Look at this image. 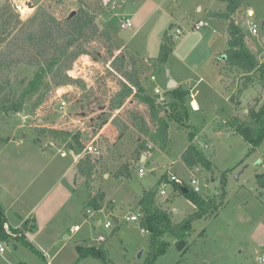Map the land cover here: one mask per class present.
I'll use <instances>...</instances> for the list:
<instances>
[{"label": "rangeland", "instance_id": "obj_1", "mask_svg": "<svg viewBox=\"0 0 264 264\" xmlns=\"http://www.w3.org/2000/svg\"><path fill=\"white\" fill-rule=\"evenodd\" d=\"M80 1L81 3L77 2L75 14L80 8L94 12L95 16L103 13L106 23L113 28L109 29L108 27L106 29L107 34L110 33L106 37L109 40L97 37L85 45L89 53L86 55L87 58L80 56L72 64L71 69L67 71V75L75 79L76 84L55 88L51 84L52 78L47 77L46 82L50 84L49 92L37 111L32 109L36 100L35 96L25 103L19 114H0V135L7 138L6 141L10 138L9 135L13 133V129H11L13 126L18 125L24 131L31 130L25 135L23 146L17 147L15 145L17 143H14L2 148V152H0V189L1 186L11 180L18 181L16 176L18 170L28 163L24 161L28 159L24 154L14 156L17 148H27L30 139L28 135L35 134L38 140L39 137H44L47 142L54 143L59 149L64 147L63 143L51 138L46 130L47 127H41L42 124L58 129H70L72 132L79 131L83 134L95 135L100 127L111 123L112 126L117 127L122 132L124 128H127L124 116L129 113L128 110L123 109V105L129 100L137 101L136 92L138 88L145 90L147 95L153 96L152 91L155 87H158L161 92L167 90V76L174 75V79L177 81L185 79L189 87L201 79L202 81L197 87L196 100L204 109V122L201 119L200 123L202 132L198 131L199 127H188L185 124L179 126L175 122H169L168 128L170 126L174 128V135L188 130L198 131V145H194L210 162L211 170L207 171L201 167H198L199 170L196 168L190 170L175 155L174 167L170 173L181 179L186 186L189 185L191 178H196L200 194L204 198L212 199L219 196L224 189L226 193L224 206L218 209L216 216L194 220L191 223V235L187 240V246L183 248L186 250L183 255L176 247V240L165 237L166 251L164 255L158 258V263L262 264L259 259L261 255H264V187L258 184L257 176L264 174V138L258 147L249 154L252 149L251 145L228 130L224 124L233 109L241 118H245V110L252 106L251 103L248 104V100L252 95H255L256 90L251 87L240 93L237 92V88L242 87V82L243 84L246 83V78H239L236 72L233 74L226 72V80H224L225 84L229 86L238 84L239 87L233 86L235 91L232 88L224 89L223 85L217 81L216 59L219 56H211V54L216 51L217 53L222 52L227 48V40L225 39L227 36L223 33L225 20L213 19L206 14V11H216L220 0H154L152 3L159 7L160 11L158 10L157 14L146 21L144 25L133 23V27L126 29H121L120 24L125 19H131L132 14L138 12L141 9L140 6L143 7L147 3L139 15L140 21H145L152 10V3L148 0H115L104 5L100 0ZM25 3L28 5L26 0H0V10H5L11 6L14 13L18 14L20 19L24 21L35 12H28L26 15L28 9L26 6L24 7ZM52 5L54 6L53 3ZM17 7H21L20 13L16 12ZM250 9L255 16L253 19H246V12ZM162 11H169L177 17H183L181 19L185 23L182 26L187 32L173 40L172 36H174L176 25L169 24V18ZM47 12L53 14L51 10ZM68 18L70 16H66L60 22ZM231 19L237 24L246 21L248 25L250 22L257 25L258 33L256 36L248 34L249 26L243 28V33L245 44L249 45L256 55L255 58L261 62V55L264 53V30L262 29L264 0H243ZM200 20L206 22L208 26L198 31L189 30L193 24ZM18 28L20 26L11 31L6 42L13 39ZM103 29V27L99 28L100 31ZM115 29L118 37L123 39L131 47L130 49L141 50L150 48L151 45L154 46L157 38L163 39L166 32L168 40L173 44L170 46L171 50L174 47V55L171 58V63L169 62L170 66L167 71L157 73L159 65L152 60L144 61L134 58L132 64L127 51L119 48ZM114 47L119 48V50L114 51ZM8 52L9 50L3 45V54L8 56ZM145 53H149L148 50ZM17 58H21L22 61L15 63ZM8 60L11 63L7 61L6 64L0 65V84L5 94L10 93L11 96H16L32 78L36 68L29 65L27 54L22 55L20 52L15 57H9ZM155 61L157 62V59ZM154 74L155 81H149L148 86L149 77L154 76ZM137 80L140 87L134 85ZM255 82L256 80L253 78L251 83L254 84ZM125 89H131V93L123 99L121 95ZM166 92L168 91H165L163 96ZM236 93L238 96L233 108L228 99ZM1 95L2 93H0ZM239 99L243 103L242 107L236 103ZM62 101L66 103L63 109L59 107ZM161 116L164 118V113H161ZM37 119L40 121L38 122ZM126 120L132 123L133 119ZM149 120L153 126L152 129L156 130L157 126L152 122L150 115ZM137 122L142 121H138L137 117L133 123ZM141 126L146 132L150 130L144 123H141ZM196 129L197 131H195ZM150 134H147L146 137H149ZM99 138L102 137L99 136ZM136 138L137 136L134 135L128 140L123 139V141H119L118 145L109 144L102 138V157L94 160L96 169L93 178H90L91 183L94 181L90 187L93 190L90 189L91 194L100 193V190L104 188L108 193L114 194L115 199L125 200L117 208L119 216L117 218L121 219L128 213L138 214V191L144 185L148 189H152L157 182L155 174L148 165L145 166V174L142 177L137 173L138 156L135 155L134 150L139 147L140 150L148 152L151 150V145L142 137H140V142H137ZM41 142L43 141L41 140ZM84 143L82 146L86 144ZM46 152L42 165L48 164L44 174L49 176L50 187L45 195L46 201L43 203L42 209L53 208L56 221L60 225L57 231H38L36 234H31L30 245L44 256L47 264H103L102 260L80 259L74 247L76 245L75 240L66 239V234H62L71 221L80 222L78 214L75 213L77 203L79 205L77 196L75 195L68 200L66 197L68 189L61 180V177L65 176L63 167L72 159L61 160L55 148H49ZM81 155H83V149ZM85 159L86 156L83 155L81 160ZM258 162L259 164H257ZM126 172H129V175L131 172V176L124 184L116 185L114 190L110 191L108 184L101 185L105 182L103 175H117ZM224 172L226 175L223 188L222 173ZM40 175H37L36 179ZM86 179L85 176L79 175L76 189L80 191L79 194L84 199V213L89 210L93 212V216L88 215L85 218L89 224L87 223L83 227L76 239L86 235L83 233L85 230L88 232L90 227L92 232L91 237L79 246L98 248L103 245L104 250L107 251V260L112 264H143L148 253L149 233L141 232L139 222H121L122 231L112 237L113 229L106 230L98 222L112 220L115 222L114 224H117L118 220L121 219L117 220L112 216V208L106 200L101 203L100 212H94L92 208L86 206L89 201L86 191L88 181ZM187 189L190 190L189 186ZM166 198L169 200L166 201V205L170 207L171 211L174 210V223L176 224L195 211L192 203L180 194L175 185L168 188ZM32 199L31 195L25 197L21 205L25 208L30 207L33 204ZM155 205L162 208L163 204L156 199ZM13 216L11 215L9 221L15 223L16 220L12 218ZM3 231L8 237L5 240L0 239V246L4 250L3 253H0V264H44L38 255L21 239H18L21 236L14 235L13 230H8L5 224ZM108 241L110 244L107 250L106 243ZM139 252H142L140 258H138Z\"/></svg>", "mask_w": 264, "mask_h": 264}, {"label": "trees", "instance_id": "obj_2", "mask_svg": "<svg viewBox=\"0 0 264 264\" xmlns=\"http://www.w3.org/2000/svg\"><path fill=\"white\" fill-rule=\"evenodd\" d=\"M60 1V0H58ZM226 3V10L217 17L226 21V33L228 37L227 49L223 54L224 67L231 73H237L241 78H246V83L242 86L253 84V78L264 88V58L261 62L246 47L244 42L243 24L235 23L231 17L239 9L243 0H221ZM81 3L80 0H77ZM95 13L80 8L73 17L60 22L43 8H37L31 17L22 21L18 14L10 7L0 10V65H4L9 57H15L18 52L28 56L29 65L35 66L32 78L26 83L25 87L18 95L11 96L5 94L0 84V114H18L23 110L26 102L36 96L33 103V110H37L45 100L49 92V85L46 82L47 77L52 78L51 84L55 87H61L76 84V80L67 75L72 64L83 55H89L85 45L92 42L95 38L101 37L109 40L107 30L100 31L95 22ZM17 29L16 35L9 42H6L11 31ZM3 45L9 50L8 56L3 54ZM173 45L168 37H164V43L161 44L157 56V62L165 63L171 54L170 46ZM21 58H17L15 63H20ZM11 63V62H10ZM221 68V69H225ZM253 77V78H252ZM50 78V79H51ZM250 79V80H248ZM252 79V80H251ZM248 81V82H247ZM136 87L140 84L136 82ZM131 93V89L122 91L121 97L124 99ZM189 92L183 87L172 89L164 94L163 100L158 103L157 96H150L145 90L138 88L136 92L137 100L147 106L149 115L156 124V130L148 137V141L162 151H165L168 145V124L175 122L182 126L188 120L187 98ZM230 103L235 104V96L230 97ZM164 113V118L161 116ZM225 126L232 133L240 136L245 142L251 145L252 153L264 138V101L255 98L252 106L248 107L245 118H241L236 113H231ZM54 138L61 140L68 150L75 154H80L83 146L80 143V134H71L63 131L47 130ZM196 132L188 133L189 145L181 156V160L188 169L201 167L207 171L211 170L210 162L195 148L192 141ZM83 165L78 166V171L85 176L88 181L87 196L88 204L94 212L101 209L104 195L102 193L91 194L90 183L95 163L89 158L83 161ZM226 173H222V186L224 188ZM257 182L264 187V174L257 176ZM156 192L154 190L144 192L138 201L139 206V226L142 230L149 233L148 253L143 264H155L157 259L165 254L167 242L165 237H171L176 240L178 251L187 246V240L191 235V223L194 220L203 218H212L216 216L219 208L224 206L226 196L222 189L219 196L214 198H204L200 194L188 190L187 194H182L195 208L193 214L183 219L177 224H173L170 216L161 208L154 204ZM88 217V213H84ZM5 216L0 207V239L5 240L8 236L3 231ZM116 229L114 230V232ZM14 235L19 234L13 230ZM22 242L27 245L36 255L42 259L44 264L47 262L34 247L30 245L23 237ZM76 251L80 259L91 258L102 260L103 264H112L107 260V253L103 245L98 248L76 246Z\"/></svg>", "mask_w": 264, "mask_h": 264}, {"label": "crops", "instance_id": "obj_3", "mask_svg": "<svg viewBox=\"0 0 264 264\" xmlns=\"http://www.w3.org/2000/svg\"><path fill=\"white\" fill-rule=\"evenodd\" d=\"M91 1H96V0H91ZM114 1L115 0H113V2ZM122 1H125V0H122ZM148 1L150 3H152V1H154V0H148ZM26 2L28 3V5L26 3H25L26 5H24L28 9L26 15H28V12L33 13L35 11V9L40 6L43 9H45L46 11H49V12H50V10L53 11V14H52L53 17H55L59 21L64 19L66 16H70L72 12H75L76 7H77V0H60V1H58V0H26ZM49 3H51V4L49 5ZM52 3L54 4V6L52 5ZM146 4L147 3H145V5ZM145 5L143 7L140 6L141 9L138 12H135L134 14H132V18L130 19L132 21V24L138 23L142 26V25H144V23L146 21H148L154 15H156L158 10L160 11L159 7H157L156 5H154V3H152V8H151L152 10L148 14L147 18L145 19V21L144 20L140 21L139 15H140L141 10L144 9ZM161 10H162V8H161ZM199 10H201V9H199ZM225 10H226V3L220 0L218 9L216 11H206V14L208 16L213 17V19H218L217 15L223 14L225 12ZM163 14H165V16H167L169 18L168 19L169 24H173V25L175 24L176 27H179V26L183 27L182 24L185 23V21L183 19H181L183 17H177L176 15H174L173 13H171L169 11H164ZM95 22H96L98 28L103 27L104 28L103 30L108 29V27H109V29H113L111 26H109L106 23V20L104 19L103 13L98 14L96 16ZM132 27H133V25H132ZM114 31H115L116 41H117L118 45L120 46L119 48L127 51L128 56L131 57L130 60L132 61V64L134 63V58L144 60V61L152 60L157 65H159L157 68L158 69L157 73H160L161 71H163V72L167 71V69L170 66L169 62L171 63V61H172L171 58L174 55V47L172 48L171 54L169 55V57L165 61V63L159 64L155 61V59H157V56H158L159 48H160L161 44L164 43V37L166 36V32L164 33L163 39L157 38L154 46L151 45L150 48H147V49L143 48V50H141V49H134V48L130 49L131 47H129V45L123 39L118 37L116 29ZM223 33L225 36H227L226 21H225V26L223 27ZM225 39L228 41V37H225ZM244 42H245V40H244ZM246 47L256 57L255 53L253 52L252 49H250L249 45H246ZM119 48L114 47L113 49H114V51H118ZM146 50H148L149 53H145ZM225 50H223L222 52H219V53H217V51H216V52L211 54V56H219V58L216 57L217 58L216 59V61H217L216 62V64H217L216 77H217V81L223 85L224 89L229 90L230 88H232V90L235 91L233 86H238V84H234L233 86H229L228 84H225V82H224V80H226V76H225L226 72H228L229 74H233V73L229 72L224 67L223 54H224ZM85 57H86V55L82 56V58H85ZM261 57H262V59L264 58V53L261 55ZM221 68H225V69H221ZM155 74H154V76L149 77V80L147 82L148 86H149V81H155ZM151 77H154V80H151ZM238 77L241 78V76H238ZM201 81L202 80L199 79L197 82H195L194 85L189 87V84L185 79H180L179 81H177L176 79H174V75L167 76L168 88L165 91H170V90L176 89L180 86L183 88L184 87L186 88L185 90H187L189 92V96L187 98V104H186L187 111H188V120L185 122V126L194 127V128L199 127L198 131L202 132V130H200V123H201V119H203L204 109L202 108L201 104L196 100V94L198 92L197 87L199 86V83ZM136 82H138V80ZM252 85H245L242 87L238 86L239 89L237 88L236 91L237 92L239 91V93H240L241 91L252 87L256 91H255V95H252L250 97V99L248 100V104H250V103L252 104V102L255 98H260L261 102L264 101V88L261 87V85H259L257 82H255ZM155 88H158V87H155ZM193 90H194V92H193ZM165 91H163L162 93H164ZM153 96H157V95H154V93H153ZM231 96H235V99H236L238 94L237 93L232 94ZM157 97L159 99V96H157ZM230 97H229L228 101L230 100ZM229 103H230V101H229ZM236 103L238 104L239 107H242V105H243V103L240 101V99ZM230 105L234 108V105L232 103H230ZM123 106H124L123 109L128 110L129 113L124 116L127 128H124V131H122V132L117 127L112 126L111 123L103 125L102 127H100V129L98 130V132L95 135L83 134V133H80L79 131L72 132V130H70V129H58V128L51 127V126H45L44 124H42L41 127H47L46 130H55V131H63V132L71 133V134H75V133L80 134L81 145H83L84 142L88 143V141L90 142L93 140L99 142L102 145L103 144V141L101 140L102 138H104L106 140V142L109 144H117L118 145L119 141H123V139L128 140L131 137H133L134 135L137 136V138H136L137 142L141 141L140 137H142L143 139H146L147 143L151 145V150L148 152H145L144 150H140L139 147L134 150L135 155L138 156V161L136 162V167H137L136 170H137L138 175L140 177H142L145 174L144 168L146 165H148V167L151 168V171L155 174V176L157 178V182H156L155 187H153L152 189H148L145 185L144 186L141 185L142 187L138 191V195H137L138 196L137 203H138L139 199L142 197L144 192L154 190V188H156V190H154V191L157 192L160 181L165 179L167 174L168 175L171 174L170 173L171 169L174 167V156L175 155H176L177 159H179L182 162L181 156L184 153V151L186 150V148L188 147V145L190 144L188 141V138H187L188 133L193 132V130H188L186 132L183 131L180 134L174 135V128H171V126H170L168 128V146L166 147L165 151H162L159 148H157L155 145L150 143L148 141L149 140L148 137H146L147 134L153 133L155 131V129H152L153 126L151 125L150 120H149V110H148L147 106L144 105L143 103H140L138 100L137 101L129 100ZM232 112L236 113V111L234 109ZM245 113H246V110H245ZM236 114H238V113H236ZM137 117H138V121H142V122L133 123V120L136 119ZM126 119H128V120L133 119L132 123L128 122ZM37 120H38V122L40 121V119H37ZM203 122H204V119H203ZM141 123H144L147 128L149 127L150 130L148 132L144 131L143 126H141ZM224 124H225V122H224ZM36 127L39 128L40 126H36ZM11 129H13V133L11 135H9L10 138H8L7 141H6L7 138H5L3 135H0V152H2L3 147L6 148L9 145L14 144V143H17V144H15V145H17V147L23 146L24 142H25V138H26L25 135H27L28 131H31V130H26V131L21 130L22 128L18 125L13 126ZM195 131H197V129ZM197 132H196V135L192 141L193 145L194 144L198 145L199 135H197ZM99 136H101L102 138H99ZM138 136H140V137H138ZM28 137H30V139L28 141L27 148H17V150L14 153V156H17L18 154H20V155L24 154L26 156V158H28L27 160H24V161H26L28 163L25 166H23L20 170H18L19 172L16 174L18 181L15 182L14 180H11L12 182L10 181V182L6 183L5 185L1 186V189H0V207L2 208V210L4 212V216H5V220H6L5 225H6L7 229L10 231L11 230L18 231L19 232L18 235L23 237L27 242H30V240H31L30 235L33 233L36 234L38 231L43 232V231H48V230H53V231L59 230L58 227L60 224L56 221L55 210L53 208L42 209V206L44 205L43 203L46 201L45 195L47 194L49 187H50L49 176H48V174L46 176L44 174L46 172V166H48V164L45 166L42 165V162L44 161L43 157L47 153L46 152L47 149L55 148L56 152L59 155V157L61 158V160H65L67 158L72 159V161L70 163H67L63 167L65 176H62L61 180L64 182L66 189H68V193L66 194L67 199L69 200V199H71V197H74L75 195L77 196V199L79 201V205L77 203L75 213L78 214V218L80 219V222H77V220L71 221L68 224V226L66 227V229H64V232L62 234L63 235H64V233L66 234V236H65L66 239H68V238H71L72 240L74 239L76 242V245H74V247L76 248V246H79L80 244L82 245L83 241L89 239L91 237V232H92V229L90 227V229L88 228L89 229L88 232L85 230L86 231V233H85V231H84L83 234H86V235H84L81 238L76 239V236L78 234H80V231H82L83 227L85 225H87V223H88V221L85 219L87 217H85V214H84V207H85V206H83L84 199L81 197V194H79L80 191H77V189H76L77 179H78L79 175H82L78 171V166L83 165L84 160H81V159H82L83 155H85V154H83V155H81V153L75 154L73 151L68 150L64 143H63V145L65 148L62 147V149H59L55 146L54 143L47 142V140L44 137H42V138L39 137V140H38L37 136H35V134L28 135ZM184 137H185L186 141H184L185 140ZM51 138L53 140L61 142V140L54 139L52 136H51ZM41 140L43 142H41ZM84 146H83V148H84ZM21 149H23V150H21ZM62 153H64L65 156H61ZM26 158H24V159H26ZM86 158H89V157L86 156ZM195 168L197 170H199L198 167H195ZM195 168H193V169H195ZM95 169H96V165H95L94 171L92 173L95 172ZM139 169L143 170L142 174H139V172H138ZM39 174H41V175L39 177H37V179H36V176ZM130 176H131V172H130V175H129V172H126L124 174H117V175L105 174V175H103L105 182L101 183V185L105 186L108 184L109 190L112 191V190H114V187L116 185L124 184L125 181ZM9 177H10V174H9ZM92 178H93V174H92ZM69 179H71V180H69ZM93 183H94V181L92 183H90V187L93 185ZM173 188H174V186H173ZM91 190H92V188H91ZM180 192H181V190H180ZM100 193H102L104 195L103 201L106 200L108 205L110 206V208H112V216L115 217L117 220L121 219V218H117V217H119L117 214V212H118L117 208H119L121 206V203H124L125 200L120 201L118 199H115L114 194L108 193L104 188H102L100 190ZM156 194H155L154 204H155L156 199H158V201H161V203L163 205H162V208L161 207H159V208H161L166 213H168V215L171 218L172 223L176 224V223H174V210L171 211L170 207L166 205L169 200L164 201V199L162 197H160ZM29 195H31V197L33 198L32 199L33 204L30 207L25 208L21 205V203H22L23 199ZM100 211L101 210H99L98 212H100ZM103 211H104V209H103ZM130 214L131 213H128L127 215H130ZM11 215H14L12 218H14L16 220L15 221L16 224L14 222L9 221ZM120 223H121V221L118 220L117 224H115L112 232H114L115 229H116V231L113 233L112 237H114L115 234H118L122 231L123 227L120 225ZM74 227H78V229L75 232H71V229ZM141 232L147 233L146 231H144L142 229H141ZM18 235H16V236H18ZM109 244H110V241H108L106 243V249L107 250H108ZM185 251L186 250H181L180 251L181 255H183ZM263 256L264 255H261V257H263ZM87 259H91V258H87ZM92 260H97V259H92ZM157 263H158V259H157L155 264H157Z\"/></svg>", "mask_w": 264, "mask_h": 264}, {"label": "built area", "instance_id": "obj_4", "mask_svg": "<svg viewBox=\"0 0 264 264\" xmlns=\"http://www.w3.org/2000/svg\"><path fill=\"white\" fill-rule=\"evenodd\" d=\"M83 1H90V0H83ZM101 3H103L104 5H108L111 2H113V0H100ZM16 12H21L20 7H17ZM255 16L254 12L250 9L246 12V19H253ZM242 24H244V26H249L248 27V34L251 36H256L258 33V28L257 25L255 23L250 22L248 25V22H243ZM132 21L130 19H125V21L123 23L120 24V28L121 29H126V28H131L132 27ZM208 24L206 22L203 21H198L195 24H193L189 30H201L204 27H207ZM184 32H187L185 28L179 26L175 28L174 31V36H172V39H178L181 35H183ZM151 80H154V77H151ZM154 95L159 96L158 99V103H160L163 100V93L159 90V88H155L153 90ZM66 106V103L64 101H62L59 105V107L61 109H63ZM83 154H85L86 156H88L92 162H94V160H98L99 158L102 157V145L97 142V141H90L88 143L85 144L84 148H83ZM61 156H65L64 153L61 154ZM139 174L143 173L142 169H139ZM171 185H175V187L177 188V190H181V188H187L189 186L190 190L194 193L200 194V189L198 187V183H197V179L196 178H191L190 179V183L189 185H185V183H183V181L179 178H177L175 175L173 174H169L168 177H166L165 179L161 180L159 183V187L157 190V194L158 196L162 197L164 200H167V190ZM201 195V194H200ZM89 214V216H93V212H90L89 210L86 212ZM139 213L138 214H130V215H126L124 216L120 221L121 222H126V223H131V222H139ZM99 225H102L104 229L109 230V229H113L115 224L112 220H107L105 222H98ZM78 229V227H74L71 229V232H75ZM101 240H103L102 238H100ZM3 248L0 246V253H3ZM260 262L262 264H264V256L261 257Z\"/></svg>", "mask_w": 264, "mask_h": 264}, {"label": "water", "instance_id": "obj_5", "mask_svg": "<svg viewBox=\"0 0 264 264\" xmlns=\"http://www.w3.org/2000/svg\"><path fill=\"white\" fill-rule=\"evenodd\" d=\"M74 15H75V12H72L71 15H70V17H73ZM242 27H243V28L245 27L244 24H243ZM262 29L264 30V23H263V25H262ZM183 89L185 90L186 88L184 87ZM257 164H259V162H258ZM212 181H213V180H212ZM181 193H182V194H187V193H188V189H187V188H181ZM141 254H142V252H139V254H138V258L141 257Z\"/></svg>", "mask_w": 264, "mask_h": 264}, {"label": "bare ground", "instance_id": "obj_6", "mask_svg": "<svg viewBox=\"0 0 264 264\" xmlns=\"http://www.w3.org/2000/svg\"><path fill=\"white\" fill-rule=\"evenodd\" d=\"M25 7V6H24ZM20 10H21V7H20Z\"/></svg>", "mask_w": 264, "mask_h": 264}]
</instances>
